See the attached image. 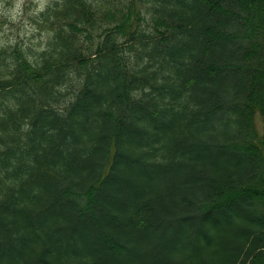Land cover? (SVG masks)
<instances>
[{"label":"trees","instance_id":"obj_1","mask_svg":"<svg viewBox=\"0 0 264 264\" xmlns=\"http://www.w3.org/2000/svg\"><path fill=\"white\" fill-rule=\"evenodd\" d=\"M39 23L0 49V264H264V0Z\"/></svg>","mask_w":264,"mask_h":264},{"label":"rangeland","instance_id":"obj_2","mask_svg":"<svg viewBox=\"0 0 264 264\" xmlns=\"http://www.w3.org/2000/svg\"><path fill=\"white\" fill-rule=\"evenodd\" d=\"M58 0H0V49L20 44L32 56L47 45L49 31L41 27L40 13ZM259 132H263L261 115H256Z\"/></svg>","mask_w":264,"mask_h":264}]
</instances>
